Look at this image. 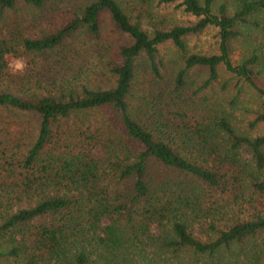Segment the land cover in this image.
Returning <instances> with one entry per match:
<instances>
[{
	"label": "trees",
	"instance_id": "16d2710c",
	"mask_svg": "<svg viewBox=\"0 0 264 264\" xmlns=\"http://www.w3.org/2000/svg\"><path fill=\"white\" fill-rule=\"evenodd\" d=\"M214 1L179 0L194 20L147 29L119 0H89L53 29L29 35L11 12L23 4L41 13L51 2L0 0V264H91L104 251L140 244L212 264H264V239L251 241L264 233V131L250 137L219 111L196 114L184 78L189 68L205 69L197 92L222 66L262 96L248 126L264 128L259 56L253 49L236 63L229 58L238 25L263 11L264 0H236L230 11L223 2L213 9ZM102 10L127 36L107 59L96 42ZM209 24L217 52L187 51L184 35ZM165 41L183 51V63L170 87L152 83L134 105L138 63L145 59L157 80ZM9 58H21L23 69L10 68ZM99 69L104 82H95ZM175 137L197 156L180 152ZM203 221L204 237L193 232Z\"/></svg>",
	"mask_w": 264,
	"mask_h": 264
},
{
	"label": "rangeland",
	"instance_id": "374dc122",
	"mask_svg": "<svg viewBox=\"0 0 264 264\" xmlns=\"http://www.w3.org/2000/svg\"><path fill=\"white\" fill-rule=\"evenodd\" d=\"M41 13L39 9L32 8L23 4H18L17 9L11 12L14 23L22 34L37 35L45 30H50L60 24L65 18L79 10V8L89 0H47ZM171 2H160L159 0H119L121 5L133 17L139 14V21L142 27L151 28L152 26L167 27L175 23H187L195 19L189 12L183 11L181 6ZM236 0H215L212 8L223 2L228 11L233 9ZM40 14V17L36 16ZM247 23L238 25L239 34L229 42V58L233 63L240 61L248 55L251 50L258 54V61L254 65L257 81L264 83V10L253 13L248 17ZM99 35L96 40L99 46L104 49L102 54L106 59L111 57L116 46L127 41V36L114 29L107 11L102 10L99 14ZM81 40H84L83 35ZM218 32L214 25H207L196 33L184 35L185 49L190 52H217ZM161 61L158 65L161 76L156 80L150 74L145 59H140L133 80V104L137 105L141 96L149 92L153 84L163 87H170L176 70L183 63V51L174 46L170 41L159 44L156 59ZM22 63L21 58H9V66L16 69L17 63ZM89 62V60H88ZM97 72L95 82H104L106 77L103 70ZM205 76L203 67H192L186 71L185 81L187 93L192 92L191 100L193 112L199 114V109L204 107L205 111L215 110L226 115L230 124L238 131L248 136H254L264 131L261 123L253 127L248 126V121L259 109L262 96H260L245 81L237 80L231 73L225 71L221 66L216 80L207 87L195 92L197 85L200 84ZM153 83V84H152ZM176 139V137H175ZM177 140V139H176ZM180 144L176 141L178 150L187 157L197 156V151L193 146ZM264 149V147H263ZM240 160L245 161L247 173L253 169V162L247 147L241 146L237 153ZM257 171V170H256ZM260 175H264V166L258 170ZM249 175H245V186H248ZM248 190H245V194ZM245 196V195H244ZM15 206H11L13 209ZM206 222L194 223L193 232L204 237ZM155 232V229L152 230ZM264 239V233L254 236L251 241L259 243ZM95 261L91 264H212L210 258L195 255L190 251L171 252L163 250L156 245L140 244V248L128 247L118 251H104L100 257L95 256ZM241 260V259H240ZM240 264H246L243 260Z\"/></svg>",
	"mask_w": 264,
	"mask_h": 264
},
{
	"label": "clouds",
	"instance_id": "9594fccd",
	"mask_svg": "<svg viewBox=\"0 0 264 264\" xmlns=\"http://www.w3.org/2000/svg\"><path fill=\"white\" fill-rule=\"evenodd\" d=\"M16 69H17V70H22V69H23V64L18 62V63L16 64Z\"/></svg>",
	"mask_w": 264,
	"mask_h": 264
}]
</instances>
